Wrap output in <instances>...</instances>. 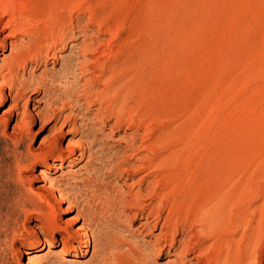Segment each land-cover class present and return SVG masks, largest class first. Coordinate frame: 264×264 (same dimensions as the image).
I'll use <instances>...</instances> for the list:
<instances>
[{"label":"rangeland","instance_id":"obj_1","mask_svg":"<svg viewBox=\"0 0 264 264\" xmlns=\"http://www.w3.org/2000/svg\"><path fill=\"white\" fill-rule=\"evenodd\" d=\"M49 2L56 21L61 0ZM65 12L75 31L64 49L56 45L55 57L23 68L10 55L31 38L0 25V264H115L129 248L142 264H264V0H69ZM89 44L99 47L96 55L131 61L125 79L143 90L148 126L125 130L104 120L98 104L67 105L91 87L94 74L80 67L95 56L77 51ZM68 62L74 73L63 79ZM3 109L11 111L2 117ZM157 122L165 140H179L165 151L179 150L163 173L164 192L176 202L172 216L169 203L161 219L156 209L147 217L131 205L104 212L113 194L153 191L158 177L143 178L148 171L135 152L122 148L134 138L151 142ZM52 132L62 134L43 148ZM68 148L83 152L70 167ZM58 155L65 165L55 169ZM114 162L125 175L108 177ZM89 175L109 189L94 202L68 179ZM201 212L212 214L210 229L199 223ZM85 235L87 247H75ZM47 239L50 252L29 254ZM55 252L71 261L60 263Z\"/></svg>","mask_w":264,"mask_h":264},{"label":"bare ground","instance_id":"obj_2","mask_svg":"<svg viewBox=\"0 0 264 264\" xmlns=\"http://www.w3.org/2000/svg\"><path fill=\"white\" fill-rule=\"evenodd\" d=\"M36 1L35 3L30 4L27 3L25 0H0V25L2 24L3 28H8L12 36L19 34V35L29 36L31 38V42H29V44H26V46H24L21 50L16 51L14 54L10 55V64L12 66H19L23 68L27 63H33V62L40 63L42 58L45 61L49 57H55L54 50L56 45H62L61 49H64L66 45L64 42V38L66 34L69 31L71 32V30L73 29L72 28L73 26L71 27V24L73 23L71 17L70 18L67 17L69 19H66L64 16V12L66 10V7L68 6L69 0H61V5L63 8L58 17L59 19L58 20L56 19V21H54L53 18L51 17L52 5H50L49 0H41L38 2ZM73 9L70 10V13L71 11H73ZM79 9H80V2L78 1L75 3V10L78 11ZM68 11L67 13L65 12L66 15L69 13ZM5 18L7 19L3 23V20ZM89 47L91 48L92 45L89 44L87 46H82L81 48L79 47L80 49L77 50L79 52L78 54L79 56L90 54L92 56H95L94 59L91 60V62H89V64H86L85 66H83L84 62L82 61L79 62V60H77L78 61L77 63H80V65L83 66L80 67L81 69L80 73L82 74L84 72L90 73L92 77L94 74V77L90 82L91 87L101 86V89L99 91L93 92L91 87L90 88L86 87L87 89H83L79 93L77 92L76 94H74V97L76 98L70 99L67 105L68 106L70 105V107L73 108L74 103H76L75 99L76 100L81 99L82 100L81 104L87 106L88 108L91 107L93 104H98L99 108L103 107L102 118L104 120L105 118L106 119L113 118L114 127H119V125L124 123L126 124L125 130H128L130 127L132 128L133 126L140 128L141 126L142 127L145 126V124L147 125V122L149 120L147 119V115H146V107H145L146 103L144 104L143 90H138V89L136 90L134 88V83L132 82V79H127V80L125 79L127 77L126 75L128 74V66L131 61L127 60V58L125 57H121L122 55L118 56L117 54H114V52L113 54H111L107 50L106 51L108 53L104 52L103 54L101 52L102 54L96 55V53H98L99 47H97V45L94 49H90ZM101 58L102 61H100ZM73 65H74L73 62H68V68H67L68 72L62 75L63 79L66 78L68 74L73 75L74 72H70ZM4 99L5 98L1 95L0 102H3ZM10 111H11L10 109L7 110L3 109L1 116L2 117L7 116L10 113ZM157 116L156 119L159 118V116L158 117ZM26 119L27 116L25 114H22L20 122L23 123L26 121ZM157 123H158L157 127H155V129H157V134L155 133L156 136L153 138L151 142H148L147 140L148 138L144 139L143 137H141L140 139L138 138V140L134 138L133 140L125 144L122 148L123 151L131 150L135 152L136 155L135 160L141 164L140 169L148 171L143 176V178H145L146 176L152 177L153 179L158 177V180L156 181L153 191L147 197L137 196V197L126 198V196H123L121 194H117V193L113 194L111 198H108L105 201V204L107 205L104 204V212H108L109 210H115L117 207L125 209L126 208L124 207L125 205H131L134 206L140 214L147 212L146 213L147 217H151L156 209V217H158L157 219L159 218L161 219V214L164 211L165 204L167 203H169L168 214L170 215L171 213L174 212L176 202L174 201L173 198L174 195L172 194L171 190L164 192V186L166 183H164L163 180L164 179L163 173L165 171V168L166 167L168 168L169 166L166 164V160L170 158L172 155L176 156V154L179 152L178 149L172 151L169 150L168 153L165 155V151L171 146L178 145L179 140H175L173 142H169L165 140L163 134L160 133V128L162 125L160 122ZM43 126L44 124L41 127ZM61 134L62 132H52L50 136H48V138L42 143L43 148H47L53 143H55V141L58 138H60ZM95 142H96V137L89 141V146L94 145ZM66 151L68 152V154H66V157L68 158L67 161L69 163L67 164L69 165L68 167H70V165L74 164L76 161L80 160L83 157V152L81 151L80 153H76V148H68L66 149ZM45 155H47L46 152ZM57 160L58 161L56 162L54 161V164H50V166L55 169H60L64 167L65 165L64 158L61 155H58ZM120 165L121 162L119 163L114 162L110 164L108 170V177L125 175L124 172L120 173V171L122 170ZM73 177H77V176L74 175ZM68 179H71L73 183L78 182L83 187L84 194L89 197V200L91 202H94L95 199H98L97 191L101 193H106V191L109 190L104 182L97 181L91 175L81 177L80 179L78 178L79 181L76 180L77 178H68ZM170 198H172L171 201ZM141 199L144 202L140 201ZM198 216L200 218L199 223H201L203 227H205L206 229L207 228L210 229L212 227L211 226L213 224L212 214H209L208 212L205 213L201 212ZM81 228L82 227L78 229ZM76 233L80 235L78 231H76ZM79 243H80L78 244L79 246H75V247L77 248L87 247V245L89 244L88 235H85L84 239L80 240ZM53 247H54L53 240L47 239L43 244H40L38 246H31V248L28 251L29 254L39 249L47 250L50 252L51 248ZM123 252H121V254L118 255L116 254L115 264H142L141 261L138 260L139 261L138 262L135 259H133V255H135L137 258L138 257L141 258L139 250H136L134 248H129L127 249V251H125L124 253ZM205 253L206 252L199 250L198 256H203L205 255ZM51 255L52 257H56V258L60 257L59 260L60 263H67L71 261V258H69L66 255L61 256L59 253L56 252ZM160 255H161V251H159L157 256ZM258 262L259 261L257 260L255 263L258 264ZM35 264H39V263L35 262Z\"/></svg>","mask_w":264,"mask_h":264}]
</instances>
